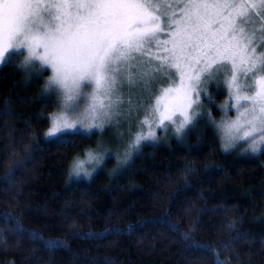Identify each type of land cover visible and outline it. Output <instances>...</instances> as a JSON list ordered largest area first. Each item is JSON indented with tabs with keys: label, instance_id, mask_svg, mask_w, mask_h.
<instances>
[{
	"label": "trees",
	"instance_id": "16d2710c",
	"mask_svg": "<svg viewBox=\"0 0 264 264\" xmlns=\"http://www.w3.org/2000/svg\"><path fill=\"white\" fill-rule=\"evenodd\" d=\"M45 75L0 67V264H264V152L224 151L206 116L121 170L112 157L71 181L72 159L97 133L45 139L55 107L40 95ZM211 92L216 120L226 92ZM31 233L62 244L48 250Z\"/></svg>",
	"mask_w": 264,
	"mask_h": 264
},
{
	"label": "snow or ice",
	"instance_id": "6c2138e0",
	"mask_svg": "<svg viewBox=\"0 0 264 264\" xmlns=\"http://www.w3.org/2000/svg\"><path fill=\"white\" fill-rule=\"evenodd\" d=\"M23 50L20 67L37 75L50 68L45 93L62 97L46 140L114 131L125 148L123 166L142 143L158 139L154 127L183 138L206 116L215 123L197 109L204 107L201 94L212 100L207 85L226 77L238 116L223 122V150L244 140L245 153L264 152V0H0V67ZM112 155L98 141L74 160L70 177L90 178ZM31 239L48 250L62 244L39 233ZM216 264L224 262L217 256Z\"/></svg>",
	"mask_w": 264,
	"mask_h": 264
},
{
	"label": "rangeland",
	"instance_id": "374dc122",
	"mask_svg": "<svg viewBox=\"0 0 264 264\" xmlns=\"http://www.w3.org/2000/svg\"><path fill=\"white\" fill-rule=\"evenodd\" d=\"M161 39H168V37L162 35L161 36ZM23 51H24V54L23 55L14 56L13 59H12V61H14L15 63H17L19 67L22 64V62L24 61L25 57L28 55L27 50H23ZM37 51L42 54V50H39L38 49ZM37 66L39 67V62H37ZM21 69L24 72L25 78H26L27 81L33 80L34 78L41 76V75H37V73H36L35 70H31L30 71V70H25L24 68H21ZM45 71L47 72L46 75L44 74ZM45 71L42 74V75H45V76L43 78L44 79L43 85L40 88V95L51 96V97L54 98V100H55V107H54V110L52 112V114H54V113H56L58 111V109L60 107V103H61L62 97H61V94L59 92H56L54 90L48 92L47 94L45 93V85H46V82L53 75V72H52V70L50 68H47L46 67V70ZM225 71L227 72V69ZM225 78L226 77H222L221 78V80L219 82V86H217L215 83H209L207 85L208 93L212 97V100L210 102L208 99H206L203 96V94H201L200 101H201V104L204 107H203V109H199V108L197 109L198 111H201V110H207V109L213 107L214 106V104H213V94H212L213 91L211 92L212 88L213 87H215V88H223V89L225 88V92H226L225 95L226 96H225V99H222L221 102L218 104V107L220 109V115L216 118L215 123H214L215 125H217V129H218V133H219V137H220V140H221L222 147H224V145L229 142L228 135L226 133V129L224 127V123L223 122L225 120H228V121L235 120L237 118V116H238V112L236 110V101H235V99H232L231 101L229 100V89H228L227 84L223 82ZM178 82L179 81L177 80V83ZM167 86H168V84L166 83V84L159 85L158 87H167ZM89 91H91V89H89ZM202 96H203V101H202ZM226 103H230L231 106L227 110H222V107L221 106L225 105ZM246 107H248V105H246V104L243 105L242 107H240L239 111L240 112H243ZM82 111H83V106H82L81 112ZM79 115H80V113H76V116H79ZM140 119H143V115L140 116ZM50 126H51V122H50ZM50 126L46 129V131L50 128ZM153 130L155 131L156 136L158 137L157 140H159L162 137H166V136H170V135L175 136L171 131H169V132H163L159 128H155V127L153 128ZM144 131L147 132L148 129L145 128ZM238 134L242 135V132L241 133H238ZM175 137H177V136H175ZM101 140H103L104 145L106 146V148L112 150V154H113L112 157H114L115 160H116V163H115V165H116L115 170L116 171L123 169L129 163V161L132 159V157H134L135 155H137L141 151V149H142L143 146H145L147 144H153V143H155L157 141V140H155L154 142L142 143V146L139 148V151L138 152H134L131 155V158L128 160V162L125 165L118 167V160H120L122 158L123 153L125 151V148L123 146V141H120L117 138H115L114 131H106L103 134V136H101L100 133H97V141H96L95 145L86 148L82 154H78V155H76L72 159V161L70 163V167H69V174H68L69 179L71 181L76 180V179H81V178H89V177L71 178L70 177V171L72 169L74 160L77 159V158L84 159L85 158V153L88 150H90V149H95L97 147V142L98 141H101ZM249 142H246L244 140L238 141V147L237 148L241 150L240 152L245 153V149L248 147ZM230 151H232V150H230ZM248 154H250V153H248ZM108 159L109 158H106L103 161L102 166L99 167V168H97L93 174H95L98 170H100L102 167H104V165H105V163H106V161ZM115 165H114V167H115ZM85 168L88 171H92V167L89 164H85Z\"/></svg>",
	"mask_w": 264,
	"mask_h": 264
}]
</instances>
